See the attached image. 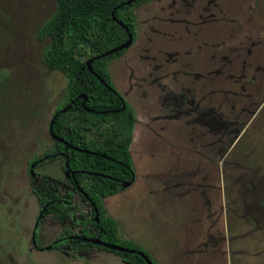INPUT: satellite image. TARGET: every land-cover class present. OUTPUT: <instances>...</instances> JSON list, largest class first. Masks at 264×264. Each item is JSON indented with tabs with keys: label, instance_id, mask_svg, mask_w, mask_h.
<instances>
[{
	"label": "rangeland",
	"instance_id": "1",
	"mask_svg": "<svg viewBox=\"0 0 264 264\" xmlns=\"http://www.w3.org/2000/svg\"><path fill=\"white\" fill-rule=\"evenodd\" d=\"M55 8L0 0V264H124L57 241L92 218L78 195L74 218L37 223L33 188L65 182L62 159L31 167L54 153L49 122L66 102L65 77L43 63L49 39L38 38ZM131 12L133 44L108 63L136 119V183L106 201L119 240L173 260L204 215V249L189 261L264 264V0H152ZM148 185L156 194L139 199Z\"/></svg>",
	"mask_w": 264,
	"mask_h": 264
},
{
	"label": "trees",
	"instance_id": "2",
	"mask_svg": "<svg viewBox=\"0 0 264 264\" xmlns=\"http://www.w3.org/2000/svg\"><path fill=\"white\" fill-rule=\"evenodd\" d=\"M127 1L56 0L54 13L39 29L38 38L49 39L43 63L65 77L67 93L65 104L54 112L49 122L50 125L53 121L52 134L62 141L49 134L54 153H46L31 164L48 163L51 157L62 159L65 182L53 183L43 178L33 192L40 205L38 224L48 217L74 218V198L78 195L92 212V220L81 219L79 245L113 252L127 264H147L136 253H143L153 262L144 250L130 241L119 240L116 223L102 204L103 198L123 191L125 184L135 177L129 152L135 121L133 110L114 89L108 71L109 61L121 57L127 48L102 56L127 42L125 28L134 40L131 9L152 0L126 5ZM79 54L87 56L81 58ZM95 57L98 58L92 61L90 72L86 62ZM68 106L67 111H60ZM84 180L90 182L89 187L84 185ZM66 237V233L61 236ZM97 238L136 252L101 247L91 241Z\"/></svg>",
	"mask_w": 264,
	"mask_h": 264
},
{
	"label": "crops",
	"instance_id": "3",
	"mask_svg": "<svg viewBox=\"0 0 264 264\" xmlns=\"http://www.w3.org/2000/svg\"><path fill=\"white\" fill-rule=\"evenodd\" d=\"M109 71V70H108ZM110 74V73H109ZM111 77V76H110ZM112 81V80H111ZM135 118V117H134ZM135 122H136V119H135ZM135 122H134V125H135ZM136 179H135V177H134V180L128 185V186H126L125 187V189L123 190V191H121V192H119V193H117V194H114V195H110V196H107V197H105V198H103V200H102V204H103V207H104V209H105V211H106V213H108V210H107V205H106V201L108 200V199H110V198H114V196H117V197H119V196H121V194L125 191V190H127V189H129V188H131L136 182ZM137 192V191H136ZM141 194H139L138 193V195H137V197L139 198V199H146V201H147V197H151V195H153V194H156V191L154 190H152V187L150 186V185H148L146 188H144V189H142V190H140L139 191ZM139 202H140V200H139ZM149 212H150V215H152L151 213H153V212H156L155 210H149ZM109 214V213H108ZM110 217L115 221V223H116V220H115V218H113L111 215H110ZM116 227H117V223H116ZM205 227V217H204V215H202L201 216V218L199 217L198 218V220H196V221H194L193 222V226H192V230H194V229H198V231H193V232H195V239L193 240V242L189 245V246H187V247H185V249L182 251L181 250V255L178 257L177 255V257L175 258V259H173V260H170V258L168 257V255L166 254V258H167V260L165 261V257L163 256V257H160V255L159 254H156V253H153V252H150L151 253V257L153 258V259H155V261L157 262L158 261V263H160V264H199L198 262H195L194 261V263H192L191 261H189L190 260V255H191V251H194V250H196V251H194L195 253H198V252H200V251H202V250H200V247H202L203 249H204V244H205V237H206V232H205V230L203 229ZM117 233H118V229H117ZM123 241H126V240H123ZM130 241V240H129ZM130 242H132V241H130ZM133 243V242H132ZM135 244V243H134ZM136 246H138L137 244H135ZM138 247H140V246H138ZM141 248V247H140ZM142 249V248H141ZM84 250H88L90 253H93V254H95V252L94 251H97L98 249L97 248H86V249H84ZM143 250V249H142ZM152 250V249H151ZM147 253V252H146ZM148 254V253H147ZM149 255V254H148ZM150 257V256H149ZM150 257V258H151ZM203 264V263H202Z\"/></svg>",
	"mask_w": 264,
	"mask_h": 264
},
{
	"label": "water",
	"instance_id": "4",
	"mask_svg": "<svg viewBox=\"0 0 264 264\" xmlns=\"http://www.w3.org/2000/svg\"><path fill=\"white\" fill-rule=\"evenodd\" d=\"M135 1H137V0H129V1L125 2V4H126V5H129V4H131V3L135 2ZM112 17H113V14H112ZM125 30H126V32L128 33V40H127V42L124 43V44H122L121 46L115 48V49H112V50H110V51L104 53L102 56L110 55V54H112V53H114V52H116V51L122 50V49H124V48H128V47L131 45V43H132V41H133L132 34L129 33V31H128L127 28H125ZM97 58H98V57L91 58V59L87 60V62H86V66H87V69H88L90 72H92L91 63H92V61H93L94 59H97ZM69 108H70V106H68V107H66L65 109L61 110V112H65V111H67ZM123 108H124V107H123ZM52 124H53V121H51V123H50V125H49V134L51 135V137H52L53 139L58 140V141H62L61 139L57 138L56 136H54V135L52 134ZM33 166H34V164L31 165V167H33ZM29 173H30V175H31L32 177H34V174H33L32 170H30ZM129 184H130V183H126L125 186H128ZM97 219H98V215L96 214V220H97ZM94 243H96V244H98V245H101L102 247L107 248V249H110V250H116V251H121V252H132V253H135V252H136L135 250H130V249H127V248H124V247H121V246H114V245H110V244L103 243V242L100 241L99 238L96 239V240L94 241ZM136 253H137L139 256H141V257L146 261L147 264H154V263H153V262H152V261L146 256V255H144L143 253H141V252H136Z\"/></svg>",
	"mask_w": 264,
	"mask_h": 264
},
{
	"label": "flooded vegetation",
	"instance_id": "5",
	"mask_svg": "<svg viewBox=\"0 0 264 264\" xmlns=\"http://www.w3.org/2000/svg\"><path fill=\"white\" fill-rule=\"evenodd\" d=\"M150 3V2H149ZM146 4H148V3H146ZM135 35H136V32H135ZM133 37V36H132ZM135 38V37H134ZM134 41V40H133ZM133 41H132V43H131V45L133 44ZM131 45L129 46V47H131ZM128 47V48H129ZM127 48V49H128ZM126 103V102H125ZM127 104V103H126ZM128 105V104H127ZM135 119V118H134ZM135 122V121H134ZM83 219H85V218H83ZM86 219H90V220H92V218H86ZM95 220H96V216H95ZM80 224H81V229H82V227H83V221H81L80 220V222H79ZM80 229V230H81ZM66 233V232H65ZM64 233V234H65ZM67 234V233H66ZM63 235V234H62ZM61 235V236H62ZM80 235V231H79V234L78 235H76V237H74V236H72V235H70V234H67V239H70V238H72L71 240H74L76 243H77V245L78 246H80L79 245V243H78V241H79V238H78V236ZM61 236L57 239V241H61V240H66V239H62L61 238ZM98 239V238H97ZM96 240V239H95ZM95 240H91L92 242H94ZM102 242V241H101ZM101 246V245H100ZM81 247V246H80ZM102 247V246H101ZM122 247V246H121ZM86 248H97V247H81V249H86ZM125 248V247H124ZM98 249V248H97ZM99 249H101V248H99ZM102 250H104V249H102ZM107 251V250H106ZM113 253V252H112ZM120 258V257H119ZM122 261V260H121ZM123 262V261H122ZM124 263V262H123ZM124 264H127V263H124Z\"/></svg>",
	"mask_w": 264,
	"mask_h": 264
}]
</instances>
